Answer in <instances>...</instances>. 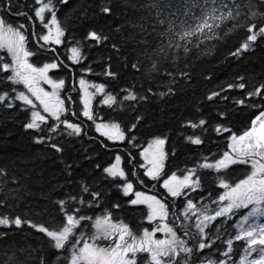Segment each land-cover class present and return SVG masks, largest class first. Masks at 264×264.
<instances>
[{
	"label": "trees",
	"instance_id": "1",
	"mask_svg": "<svg viewBox=\"0 0 264 264\" xmlns=\"http://www.w3.org/2000/svg\"><path fill=\"white\" fill-rule=\"evenodd\" d=\"M29 2H31L29 8H32L33 2L31 0ZM71 2L72 7L65 8L57 3V0H53L57 18L65 30L60 46L53 45L47 51H43L40 46L34 44L32 30L28 32V38L29 50L35 53L32 59L35 66L42 62L58 63L59 67L53 70L52 77L54 80L65 81V87L61 90L62 99L66 100L67 112L62 114L61 119L80 124L82 134L70 135L71 130L66 129L63 124L58 125L57 131L52 132L49 126H57V122L48 113L43 112V107L39 105L37 99L27 93L22 84L12 86L28 94L36 106L34 110L39 111L47 119L41 124L43 132L39 129L28 130L24 125L31 118L32 106H22L23 110L16 111L0 110V169H6L19 177L18 186L0 184V218L14 219L19 216L25 221L19 228L14 224L10 228L0 226V264H4L13 253L17 256V264H39V258L52 250L50 240L44 233L30 227L28 221L50 230L60 229L61 216L54 210L55 204L59 199H66L71 203L69 193L78 195V199L80 197L84 199L83 205H79L77 201L83 214L95 218L110 211L112 222L127 224L137 240L143 237L145 229L151 231L156 227L154 223H148V209L145 206H130L127 203L132 195L123 194L125 180L105 178L106 174L103 172L104 168L109 167L116 157L120 156L126 179L133 183L135 192H146L150 185H155L156 188L153 190L159 193L160 198L172 200L160 183L143 175L141 150L152 139L165 140V162L161 179L167 178L163 173L169 176L175 173L177 177H183L186 169L195 168L198 176L202 178L205 199L201 200L197 193L192 195L198 203L207 204L210 210L215 205L207 198L208 193L214 189L223 192V189L218 188L221 180L234 184L245 178L248 173L246 165H233L219 172L215 169L201 168L200 165L205 162V158L207 162L214 163L227 151L230 134L228 132L218 134L215 131L216 125L220 122L218 119L220 111L229 112V118L224 124L236 135L248 129L252 118L260 112V97L248 98L246 91L242 92L239 88L229 89L228 85L240 83V77L245 78L247 89L258 87L264 82V38L258 36L256 42H249L247 51L239 56H231V52L246 41L249 33L246 27L238 26L235 20L225 19L220 24L219 38L207 41L200 49H194L195 54L189 62L192 82L177 84L175 97L161 99L157 95L143 106L129 107L130 102L124 101L122 105L110 108L102 103L105 94L96 93L93 96L92 109L95 113L93 121L81 113L79 87L76 85L81 78L91 84H103L105 93L117 96L118 100L123 99V90L126 88H134L137 93L143 94L149 86L148 78L126 66L130 62H136L137 58L141 61L144 59L132 40L134 33L139 31L136 22L142 13L137 5L141 0H71ZM240 2L244 5L242 11L247 13V17L240 22L245 23L251 19L252 12H257L254 22L259 23L262 19L259 14L264 13V0ZM19 5L23 6L20 2ZM103 7H110L112 11L104 14L101 11ZM30 15L34 17V13L30 12ZM5 19L13 26L17 21L16 17L6 13ZM31 21L37 26L36 18ZM91 31L108 39L93 41L88 36ZM114 43L119 46V51L113 47ZM72 47L80 50L81 58L78 63H73L69 58ZM0 56L11 62L6 51L0 49ZM167 66L175 69L173 64ZM109 70L116 75H106ZM2 76L0 73V77ZM10 83L0 79V88ZM213 91H221L222 97L228 96L229 99L221 97L217 98L215 103L209 102L207 96ZM92 92L95 93L94 88ZM69 96L75 100L74 104L67 101ZM238 99L254 100L256 103L234 105L233 101ZM137 109L139 115L145 116L146 119L136 128H132L136 123ZM73 112L77 115H73ZM200 119L208 122L203 128L198 126L193 129L188 126V121L199 125ZM101 122L119 123L126 139L120 142L107 140L95 130V123ZM40 136H50L51 140L45 139L44 143H36V137ZM189 136L193 138L199 136L203 143L191 144ZM52 143L61 146L63 151L56 152L50 147ZM84 186L104 193L103 199L99 202L100 207L88 206L89 197L82 191ZM5 201L7 206H3ZM116 203L121 204L120 209L113 207ZM239 214L237 212L234 218L223 223V218L217 219L207 228L210 239L215 241L220 250H225L226 241L233 238L230 264H238L247 249L244 240L234 239ZM84 223L85 226L75 233L76 237H79L80 232H84L85 237L92 233L94 219ZM157 237L160 238L162 235L159 234ZM194 241L192 237L190 243L195 244ZM70 252L69 247L68 255ZM212 252V258L215 259L218 255L216 249ZM137 256L139 264H146L143 257H146L147 253H138ZM61 260H64L63 256ZM56 264L60 262L57 261Z\"/></svg>",
	"mask_w": 264,
	"mask_h": 264
},
{
	"label": "snow or ice",
	"instance_id": "2",
	"mask_svg": "<svg viewBox=\"0 0 264 264\" xmlns=\"http://www.w3.org/2000/svg\"><path fill=\"white\" fill-rule=\"evenodd\" d=\"M57 3L65 8L72 7L71 0H57ZM137 6L140 8L142 16L136 22L139 31L134 33L132 40L135 42V47L143 54L144 59L141 61L137 58L136 62H130L126 66L148 78L149 86L143 94L137 93L134 88H126L123 90V99L118 100L117 96L105 93L103 84H90L81 78L79 86L83 104L82 115L88 120H95L92 99L96 93L105 94L102 103L110 108L122 105L124 101L130 102L129 107L143 106L144 103L150 102L157 95L161 99L175 97L177 84L192 82L189 62L195 54L194 49H200L201 45L206 44L207 41L219 38L220 24L225 19L235 20L238 26L246 27L249 33L246 41L231 52V56H239L247 51L250 46L249 42H256L258 36L264 38V13L259 14L262 17L259 23L254 22L258 15L257 12H252L251 19L241 23V19L247 17V13L242 11L244 5L240 0H231V2L229 0H141ZM101 11L108 14L112 10L110 7H103ZM30 12L34 13V17L30 15ZM5 13L24 16L28 20L39 19L48 29L47 34L39 37L44 42L40 46L41 49L47 50L45 45L48 44L60 45L61 38L65 36V30L57 18L53 0H35L32 8H29L27 3L22 8L19 5V0H0V48H6L11 57L9 63L3 56H0V73L3 74L0 79L11 82L0 88V110L16 111L23 110L22 106H32L31 118L24 127L28 130L44 131L41 124L45 123L47 118L39 111L34 110L36 106L28 94L12 87L22 84L31 96L39 100L44 112L57 122V126H49L52 132L57 131L58 125L63 124L66 129L71 130L70 135L80 136L82 134L80 124L61 119L62 114L67 111V107L66 100L60 98L58 91L65 87V81L63 79L53 80L48 75L51 70L59 67L58 63H45L42 67L30 63L29 57L35 53L25 47L26 25L24 23H20L18 26L9 24L5 19ZM45 13H49L50 18H46ZM88 36L89 39L96 42L108 39L95 31L89 32ZM113 47L120 50L115 43ZM70 51L69 58L73 63H78L81 58L80 50L77 47H72ZM169 64L175 65V69L168 67ZM8 73L11 74L8 75ZM106 75L114 76L116 74L109 70ZM239 79L240 83L229 84L228 88H239L242 92L246 91L248 98L260 97L259 115L252 120V126L248 130L241 135H236L231 133V130L224 124V121L229 118V112L220 111L218 113L220 122L216 125L215 131L218 134L221 132L230 134V142L227 146L229 151H225L214 163L207 162V158H205V162L200 167L215 169L219 172L231 165L250 164L251 173L247 175V178L241 179L234 186L221 180L218 188L223 189V192L214 189L208 193L207 198L215 205L210 210L207 204L198 203L192 195V193H197L201 200L205 199L202 191V178L198 176L195 168L186 169V174L182 178H178L175 173L170 176L163 173L167 178L163 179L160 186L166 191L168 197L172 198L171 202L168 198L161 200L155 195H145L139 191L135 192L134 199L130 198L127 201L130 206L141 204L148 206V223L160 221L151 231L145 229L143 237L139 240L133 235L127 224L113 223L110 211L95 218L83 214L77 201L79 205H83L84 199L82 197L78 199V195L69 193L68 197L71 203L66 199H59L55 204L54 210L61 216L62 227L60 229L50 230L28 221L30 227L44 233L50 240L52 250L39 258V264H56L57 261L60 264H65V261L66 264H139L138 253H147V256L143 257L146 264H228L233 238L226 241L225 250H220L215 241L209 237L208 225L217 221L218 218H223L222 223L231 220L233 216L237 215V210L249 209L250 205L251 208L247 214H241V219L237 224L239 231L234 239L246 241V255L250 254V250H254V246H264V223L258 222L261 217H264V82H261L258 87L253 86L251 89H247L245 78L240 77ZM41 81L50 85L54 91L49 93L39 87ZM89 88H94L95 93L90 92ZM221 97V91H213L207 96V100L215 103L217 98ZM222 98L229 99L228 96ZM67 101L75 103L72 96L67 97ZM246 103L255 104L256 101H246L245 99L233 101L234 105H245ZM137 113L136 123L132 125V128H136L146 119L145 116L139 115L138 109ZM73 115H77V113L73 112ZM207 123L206 120L200 119L199 125L188 121V126L193 129L198 126L203 128ZM96 130L110 141L126 139L125 132L121 130L119 123H97ZM45 139L51 140V137H36L35 142L44 143ZM188 139L194 145L203 143L199 136L195 138L189 136ZM164 144V139L157 138L154 141L155 151H151L149 154L153 147V145H149V149H145L141 153L147 161V166L141 165V167H145L143 175L151 180L161 179L165 158ZM50 147L56 152L63 151L62 147L56 143L50 144ZM120 161V156H117L114 164L103 169L106 174L105 178L119 177L125 180V171L118 167ZM97 167L100 166L97 165ZM141 182H143L142 179ZM5 183H8L9 186H18L19 177L6 169H0V184ZM82 191L89 197L88 206L90 208L100 207L99 202L104 197L103 192L88 186H84ZM132 191L133 183L125 180L124 196H128ZM3 206H7V201ZM113 207L120 209L121 204L116 203ZM170 212L179 221V228L175 224L169 225L167 218ZM93 219L92 226L96 232L90 239L93 241L111 240L109 246L101 247L95 243H89L88 239L84 238V232H80L79 238L76 237L75 233L85 226L84 222L93 221ZM249 221L252 222L249 223ZM23 223H25L24 219L19 216L14 219L0 218V226L6 228H10L13 224L19 228ZM193 228L195 232H193ZM179 229H183V236ZM157 232H164L168 238L155 239ZM4 235L6 236L7 233L5 232ZM193 236H196L195 244L190 243ZM81 244L82 247H79ZM69 247L70 255H68ZM213 249H216L218 254L215 259L212 258ZM61 256L64 257V260H61ZM4 264H17L16 254L8 256ZM240 264H264V256L250 261L246 257H241Z\"/></svg>",
	"mask_w": 264,
	"mask_h": 264
},
{
	"label": "rangeland",
	"instance_id": "3",
	"mask_svg": "<svg viewBox=\"0 0 264 264\" xmlns=\"http://www.w3.org/2000/svg\"><path fill=\"white\" fill-rule=\"evenodd\" d=\"M32 2H33V5H34V2H35V0H31ZM31 4V3H30ZM45 16H46V18H50V14L49 13H45ZM37 20V26L39 27V32H38V34H39V37L41 36V35H43V34H47V32H48V29L47 28H45L44 27V24L39 20V19H36ZM39 37L37 38L36 37V43L38 44V46H41V44H44V42L42 41V40H40L39 39ZM62 39V38H61ZM59 46V45H55V44H48V45H45V49H50L51 48V46ZM25 47H26V42H25ZM27 48V47H26ZM1 50H4V51H6L7 52V49L6 48H0ZM28 49V48H27ZM43 51H47V50H44V49H42ZM8 54V53H7ZM71 54V53H70ZM8 57L11 59V57H10V55L8 54ZM30 62V61H29ZM31 63V62H30ZM45 64V62H42V63H40L39 65H38V67H42L43 65ZM35 66V65H34ZM53 72V70H51L49 73H48V75H49V77L50 78H52L53 80H54V78L52 77V73ZM91 84V83H90ZM45 85L47 86L46 88H44L45 87ZM77 87H79V94H80V97H81V92H80V86H79V81L77 82ZM23 88H24V86H22ZM39 87H42L46 92H49V93H52L54 90L51 88V86L50 85H48V84H46V83H43L42 81L41 82H39ZM24 90L27 92V89H25L24 88ZM89 91L90 92H92V88H89ZM28 93V92H27ZM34 97V96H33ZM79 97V100H80V103H81V113H82V111H83V104H82V102H81V98ZM35 98V97H34ZM36 99V98H35ZM38 103H40L39 102V100L37 101ZM92 105H93V102H92ZM43 107V106H42ZM43 112H44V110H43ZM46 113V112H45ZM96 124L97 123H95V130H96ZM99 133V132H98ZM100 134V133H99ZM101 135V134H100ZM104 137V136H103ZM106 138V137H105ZM157 139V138H156ZM154 141H155V139H152L148 144H147V146H145L144 147V149L143 150H141V153H143L144 152V150L145 149H149V145H153V147H152V149L150 150V153L149 154H151V151H155L156 150V148H155V145H154ZM116 142H118V141H116ZM163 151L165 152V144L163 145ZM142 156V155H141ZM142 158H143V165L144 166H147V161H145V159H144V157L142 156ZM164 160H165V158H164ZM116 162V160L112 163V164H114ZM111 164V165H112ZM110 165V166H111ZM163 165H164V161H163ZM109 166V167H110ZM231 166H233V165H231ZM120 169H121V161H120V164H119V166H118ZM229 168V167H228ZM142 169H143V173L145 172V167H142ZM221 170H223V169H221ZM248 172L249 173H247V174H249L250 175V173H251V165L249 164L248 165ZM119 178V177H118ZM180 178H182V177H180ZM163 181V180H162ZM232 186H234L235 184H231ZM151 186V187H150ZM149 186V188L150 189H155L156 188V186L155 185H150ZM148 187V186H147ZM149 189H147V192H142V193H144L145 195H155V194H153V193H150L149 191H148ZM154 191V190H153ZM156 193V192H155ZM129 194H132L133 196H132V199H134L135 198V195H134V193L133 192H130ZM155 196H157V195H155ZM157 198H159L158 196H157ZM160 199V198H159ZM141 205H143V206H146L147 207V209H148V206L146 205V204H141ZM250 208H251V205L249 206V209H240V210H243L244 211V213L243 214H247V212L250 210ZM240 210H237V212H240ZM148 212H149V209H148ZM171 215V214H170ZM241 216V215H240ZM240 219H241V217H240ZM240 219H238L239 221H240ZM154 222H156V223H160V221L159 220H157V221H154ZM252 221H249V223H251ZM258 222H260V223H264V217H261L260 218V220L258 221ZM245 227H247V225H245ZM239 231V229H237V232ZM95 232H96V229L94 228L93 229V231H92V233H90V236L89 237H84L85 239H88V242L89 243H95V244H97L98 246H101V247H105V246H109L110 244H111V240H96V241H93V240H91L90 239V237L93 235V234H95ZM162 233V232H161ZM77 238H79V237H77ZM168 238V237H167ZM155 239H157L156 237H155ZM79 247H82V244L81 245H79ZM261 256H264V246H262V245H256V246H254V250H250V254H248V255H246V253L244 254V256L243 257H246V259L247 260H254V259H259ZM240 262H241V259H240V261L238 262V264H240ZM228 264H230L229 262H228Z\"/></svg>",
	"mask_w": 264,
	"mask_h": 264
},
{
	"label": "flooded vegetation",
	"instance_id": "4",
	"mask_svg": "<svg viewBox=\"0 0 264 264\" xmlns=\"http://www.w3.org/2000/svg\"><path fill=\"white\" fill-rule=\"evenodd\" d=\"M19 2H20V4H23V6L27 3L28 4V7H30V3L31 2H29V0H19ZM22 6V7H23ZM6 14H8V15H10V16H14V17H16L17 18V21H15V25L14 26H18L20 23H24L25 25H26V31H25V35H26V37H27V39H26V47L28 48V50H29V44H30V42H29V38H28V32L30 31V30H32V36H33V38H34V44H36L37 46H38V44L36 43V37H37V32H39V27L38 26H35V25H33V23H32V21L31 20H28L26 17H24V16H17V15H14V14H11V13H6ZM38 23V22H37ZM33 33H35V34H33ZM38 38V37H37ZM31 51V50H30ZM171 202V201H170ZM172 211L174 212L175 211V209L173 208L172 209ZM171 214V215H170ZM170 214H169V216H168V222H169V225L170 226H172L173 224H175V226L177 227V228H179V221L178 220H176V218L172 215V213L170 212ZM180 232L182 231V230H179ZM161 234V233H160ZM159 234H157V236H158ZM161 235H163V236H165L164 234H161ZM157 238H159V237H157ZM193 238H194V242H196V236H193Z\"/></svg>",
	"mask_w": 264,
	"mask_h": 264
},
{
	"label": "bare ground",
	"instance_id": "5",
	"mask_svg": "<svg viewBox=\"0 0 264 264\" xmlns=\"http://www.w3.org/2000/svg\"><path fill=\"white\" fill-rule=\"evenodd\" d=\"M249 126H250V124H249ZM178 177H180V176H178ZM194 229V228H193ZM182 231L180 232V234H181V236H183V229H181ZM193 232H195V231H193ZM185 239H189L188 237H184Z\"/></svg>",
	"mask_w": 264,
	"mask_h": 264
},
{
	"label": "water",
	"instance_id": "6",
	"mask_svg": "<svg viewBox=\"0 0 264 264\" xmlns=\"http://www.w3.org/2000/svg\"><path fill=\"white\" fill-rule=\"evenodd\" d=\"M257 115H259V113H258ZM257 115H255V116L252 118V120L255 119V117H256ZM252 120H251V122H252ZM251 122H250V126H249V128L252 126V125H251ZM249 128H248V129H249ZM248 129H247V130H248ZM241 134H243V133H241ZM241 134H239V135H241Z\"/></svg>",
	"mask_w": 264,
	"mask_h": 264
}]
</instances>
